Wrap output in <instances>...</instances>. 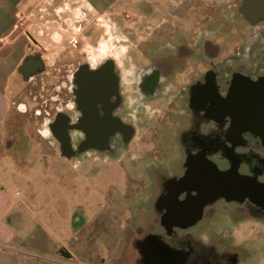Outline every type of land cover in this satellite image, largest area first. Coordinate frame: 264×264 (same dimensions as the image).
I'll use <instances>...</instances> for the list:
<instances>
[{"label": "flooded vegetation", "instance_id": "af4514ba", "mask_svg": "<svg viewBox=\"0 0 264 264\" xmlns=\"http://www.w3.org/2000/svg\"><path fill=\"white\" fill-rule=\"evenodd\" d=\"M236 3L229 0L227 22L239 18L252 37L223 61L219 44L202 38L196 48L186 37L221 33L213 7L208 15L188 14L191 27L184 14L174 28L139 32L125 51L118 41L94 52L66 44L51 60L30 46L18 68L27 85L18 125L30 126L32 111L38 124L31 127L60 159H91L88 178L113 175L106 194L119 201V193H131L121 186L131 180L136 211L151 215L146 232L125 234L120 264H236L232 246L199 239L194 229L221 213L228 221L264 216V0ZM144 4L140 12L150 14ZM17 34L29 36L26 28ZM24 136L12 130L6 148L22 145ZM168 159L181 160L171 166Z\"/></svg>", "mask_w": 264, "mask_h": 264}, {"label": "rangeland", "instance_id": "374dc122", "mask_svg": "<svg viewBox=\"0 0 264 264\" xmlns=\"http://www.w3.org/2000/svg\"><path fill=\"white\" fill-rule=\"evenodd\" d=\"M236 1L238 5L239 0ZM142 3H145L146 11L150 14L140 12L143 8ZM228 5L229 0H36L33 8L28 7L25 13L19 12V19L25 28L32 22V25L36 26H32L33 28L52 29L56 24L58 27H70L68 44L72 45L74 42L72 39H77L78 44H82L87 51L94 52L102 45L110 47L111 44H117V41L124 44L125 51L128 45L136 42L135 38L139 32L144 35L154 31L155 28L162 30L168 26L174 28L178 23L176 18L183 17L184 14H187L184 26L191 27L193 20L191 22L192 18L188 14L197 18L196 13L203 12L208 15L214 7L218 12L221 33L215 34L205 29L198 35L190 32L188 36L185 35L190 39L188 43H197L196 48L202 38L204 43L213 41L219 44L221 48L219 60L223 61L235 52L236 47L245 45L246 39L252 37L251 33L240 24L239 18L236 19L237 23L234 19L233 23L227 22L233 12L229 10ZM148 6L149 10H147ZM179 8L183 9L182 12H174ZM123 15L124 18L120 19L119 17ZM133 15H136V18ZM204 62L206 66L209 63L207 59H204ZM28 107L32 110L31 104H28ZM26 117L30 126L25 121L19 126L18 124L24 119L13 111L10 117L12 121L6 125V131L0 132L2 133L0 171L14 177V188H19L26 182L29 183L30 188L36 187L39 190L42 188L44 198L47 200L45 203L56 214L53 224L55 230L66 221L71 222L73 209L83 211H77V221L85 220L91 223L96 215L104 212L105 205L109 202V205L124 218L119 246L108 263L120 264L118 259L122 258L125 234L131 231L130 235H139V231L146 232L150 228L148 223L151 215L144 212L143 207L136 211L138 207L135 203L138 201L135 199L138 191L136 195L133 182L130 180L126 181L125 186L121 185L129 188L128 191L131 193L126 195L124 192L119 193L120 201L116 194H106L107 186L116 184L113 175L108 176L107 180L103 179L102 174L93 179L87 178L88 164L85 162L91 159H60L57 148L44 142L35 128L31 127L38 124L32 111H28ZM15 129L22 131L25 141L19 147H12L7 151L4 136L9 133L8 131ZM41 134L46 135L47 132L41 131ZM180 160L168 159V164L174 166ZM96 171L104 173L105 169L98 167ZM106 181H109L108 184ZM121 186L116 190L121 192ZM147 194L142 193V196L144 198L151 196ZM145 202L149 205L152 199L149 198ZM243 215L233 214L235 221H228L221 213L216 216L214 223L196 227L193 235L199 239L214 238L215 246L218 247L220 244L232 246L237 259L236 264H264V216L259 215L258 212ZM225 233L227 238L223 236ZM105 258L104 256L102 259Z\"/></svg>", "mask_w": 264, "mask_h": 264}, {"label": "crops", "instance_id": "0c3cea01", "mask_svg": "<svg viewBox=\"0 0 264 264\" xmlns=\"http://www.w3.org/2000/svg\"><path fill=\"white\" fill-rule=\"evenodd\" d=\"M35 1L0 0L2 133L6 131L8 122L12 121L10 117L13 111L23 113L25 110L27 85L18 68L28 57L30 46L36 51L42 48L53 60L69 41L70 27H58L57 24L52 29L33 28L32 22L26 27L28 37L15 35L17 14L20 11L25 13L28 7L33 8ZM8 132L10 134L11 130ZM8 134L4 136L5 141ZM5 149L8 151L6 146ZM13 180L12 175L0 171V264L109 263L119 246L124 221L120 212L110 206L108 201L104 212L96 215L91 223L77 221V211L81 210L75 208L72 210L71 222L68 220L55 230L53 224L56 214L45 203L47 200L42 188H30L28 182L14 188ZM122 247L123 253L127 244L124 243ZM104 256L106 258L102 259Z\"/></svg>", "mask_w": 264, "mask_h": 264}, {"label": "built area", "instance_id": "2783aa9c", "mask_svg": "<svg viewBox=\"0 0 264 264\" xmlns=\"http://www.w3.org/2000/svg\"><path fill=\"white\" fill-rule=\"evenodd\" d=\"M22 29H25V27H23V23H21V21L19 19V13H18L16 23H15V27H14V32L21 31ZM72 40L74 41L73 44H78L77 39H72Z\"/></svg>", "mask_w": 264, "mask_h": 264}]
</instances>
